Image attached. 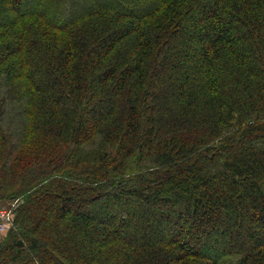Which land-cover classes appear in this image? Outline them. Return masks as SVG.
<instances>
[{"label":"trees","instance_id":"16d2710c","mask_svg":"<svg viewBox=\"0 0 264 264\" xmlns=\"http://www.w3.org/2000/svg\"><path fill=\"white\" fill-rule=\"evenodd\" d=\"M27 1L0 0V264H264V0Z\"/></svg>","mask_w":264,"mask_h":264},{"label":"built area","instance_id":"2783aa9c","mask_svg":"<svg viewBox=\"0 0 264 264\" xmlns=\"http://www.w3.org/2000/svg\"><path fill=\"white\" fill-rule=\"evenodd\" d=\"M17 206V202L12 205L10 208H1L0 207V234L6 233L11 228V223L13 221V213Z\"/></svg>","mask_w":264,"mask_h":264},{"label":"rangeland","instance_id":"374dc122","mask_svg":"<svg viewBox=\"0 0 264 264\" xmlns=\"http://www.w3.org/2000/svg\"><path fill=\"white\" fill-rule=\"evenodd\" d=\"M33 1H34V0H33ZM82 1H83V0H82ZM26 6H27V8H31V7L33 6V2H32V0L27 1V2H26ZM76 191L79 192V193H82V191H81V187L78 188ZM13 204H15V202H14V203L11 202V203H8V204H6V205H0V207H1V208H10V207H12ZM8 232H9V231H8ZM8 232H7L6 234H5V233H1V234H0V244L3 242V240L5 239V237L8 235Z\"/></svg>","mask_w":264,"mask_h":264}]
</instances>
